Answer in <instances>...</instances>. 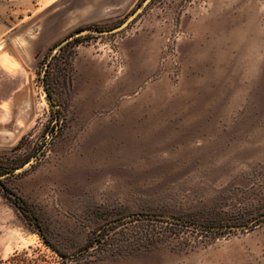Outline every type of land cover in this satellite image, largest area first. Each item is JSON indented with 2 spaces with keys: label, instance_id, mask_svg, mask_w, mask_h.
Returning <instances> with one entry per match:
<instances>
[{
  "label": "rangeland",
  "instance_id": "374dc122",
  "mask_svg": "<svg viewBox=\"0 0 264 264\" xmlns=\"http://www.w3.org/2000/svg\"><path fill=\"white\" fill-rule=\"evenodd\" d=\"M27 157L1 177L0 264H264V220L146 233L264 195V0H0V164Z\"/></svg>",
  "mask_w": 264,
  "mask_h": 264
},
{
  "label": "trees",
  "instance_id": "16d2710c",
  "mask_svg": "<svg viewBox=\"0 0 264 264\" xmlns=\"http://www.w3.org/2000/svg\"><path fill=\"white\" fill-rule=\"evenodd\" d=\"M87 28L81 29V33ZM89 35L82 38H74V42L88 38ZM30 161L27 158H14L9 162L0 164V181L1 177L8 175L11 176L17 169L22 168ZM16 207L23 211V203L19 199L13 200ZM254 215V218H248ZM154 218L148 219V247L155 245L157 242H163L168 239L181 241L180 243H191L199 239L211 241L225 235H231L237 231H245L255 227L261 220H264V195H260L257 200V206L250 209H238L237 211L218 212L215 216L209 218L205 225L196 224L194 222L186 221L174 217L172 215L153 216ZM253 219V220H251ZM40 236H42L40 234ZM117 238L111 237L108 240H89L86 244L87 247L93 245L98 246L100 250L106 254H115L120 251L122 245L116 242ZM94 241V243H93Z\"/></svg>",
  "mask_w": 264,
  "mask_h": 264
},
{
  "label": "water",
  "instance_id": "95a60500",
  "mask_svg": "<svg viewBox=\"0 0 264 264\" xmlns=\"http://www.w3.org/2000/svg\"><path fill=\"white\" fill-rule=\"evenodd\" d=\"M137 15V12H135L129 19H127L121 26H119L118 28H116L115 31H119L122 28H124L133 18H135V16Z\"/></svg>",
  "mask_w": 264,
  "mask_h": 264
}]
</instances>
